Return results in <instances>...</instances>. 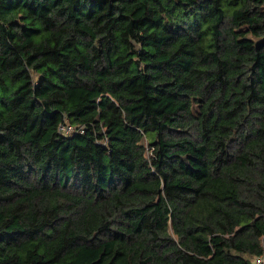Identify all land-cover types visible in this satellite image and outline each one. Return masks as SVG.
Returning a JSON list of instances; mask_svg holds the SVG:
<instances>
[{
	"label": "trees",
	"instance_id": "1",
	"mask_svg": "<svg viewBox=\"0 0 264 264\" xmlns=\"http://www.w3.org/2000/svg\"><path fill=\"white\" fill-rule=\"evenodd\" d=\"M263 254L264 0H0V264Z\"/></svg>",
	"mask_w": 264,
	"mask_h": 264
},
{
	"label": "built area",
	"instance_id": "2",
	"mask_svg": "<svg viewBox=\"0 0 264 264\" xmlns=\"http://www.w3.org/2000/svg\"><path fill=\"white\" fill-rule=\"evenodd\" d=\"M60 129H61L63 132L68 133V132H70L73 128H72L71 125H62V126H60ZM256 261H257L258 263H262V264H264V254H263V255H260L259 257H257V258H256Z\"/></svg>",
	"mask_w": 264,
	"mask_h": 264
}]
</instances>
